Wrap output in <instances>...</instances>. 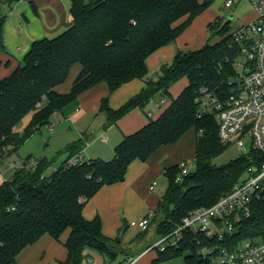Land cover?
I'll use <instances>...</instances> for the list:
<instances>
[{
  "label": "trees",
  "instance_id": "1",
  "mask_svg": "<svg viewBox=\"0 0 264 264\" xmlns=\"http://www.w3.org/2000/svg\"><path fill=\"white\" fill-rule=\"evenodd\" d=\"M16 0H9V2ZM212 0H70V25L51 38L34 39L24 53L22 64L0 78V160L8 147L17 149L40 127L50 123L56 110L74 101L82 92L105 82L109 93L134 79L145 86L118 108L103 96L98 111L109 126L132 109H144L156 94L169 95L170 86L185 77L187 84L155 118L133 133L124 135L113 148L111 159L88 158L77 164L69 159L79 153L85 141L69 144L67 156L45 176L49 165L45 158H34L32 170L16 169L0 184V264H15L18 254L42 236L59 240L68 230L64 242L66 257L60 264H83L90 248L112 260L119 253L112 239L102 232L99 216L86 219L82 210L86 202L104 185L123 181L129 164L146 161L160 147L176 143L188 130L194 129V169L175 182L178 163L164 173L168 183L157 202L155 216L160 214L157 236L164 237L191 210L207 207L229 192L250 164L248 155L215 165L212 159L225 144L218 137L214 113L201 112L197 100L204 93L220 97L230 91L235 80L234 61L238 46L230 27L218 18L208 23L215 41L201 47L178 51L171 62L159 67L156 79L148 76L147 57L158 48L174 41ZM0 15V49L2 22ZM229 23V22H227ZM80 70L71 88L60 93L71 67ZM30 114L22 133L16 131L22 119ZM72 149V150H71ZM256 156L255 153H249ZM27 162V161H26ZM264 238V198L253 203L250 216L242 222L234 240ZM121 240V239H120ZM220 244L215 239L195 237L190 229L182 231L175 246L156 249L150 264H161L183 256L184 264H211L202 259V247ZM89 263V262H88Z\"/></svg>",
  "mask_w": 264,
  "mask_h": 264
},
{
  "label": "built area",
  "instance_id": "2",
  "mask_svg": "<svg viewBox=\"0 0 264 264\" xmlns=\"http://www.w3.org/2000/svg\"><path fill=\"white\" fill-rule=\"evenodd\" d=\"M247 1L253 7L255 17L234 30L230 28L238 46L234 61L235 80L230 91L220 97L204 93L197 100L201 112L214 113L220 142L232 144L239 150L247 147L243 154L248 155L250 164L229 192L210 206L191 210L173 232L160 237L153 246L160 251L175 246L182 231L190 229L195 237L215 239L221 243H212L199 251L201 258L209 259L211 264H264V238L234 240L242 222L250 216L253 203L264 198V0ZM224 4L230 7L233 0H225ZM80 158L79 152L68 163L77 164ZM178 168L180 171L175 182H181L183 176L191 171L186 160L180 161ZM155 185L153 181L150 190ZM154 214L149 210L142 218L130 221V225L144 230Z\"/></svg>",
  "mask_w": 264,
  "mask_h": 264
},
{
  "label": "crops",
  "instance_id": "3",
  "mask_svg": "<svg viewBox=\"0 0 264 264\" xmlns=\"http://www.w3.org/2000/svg\"><path fill=\"white\" fill-rule=\"evenodd\" d=\"M0 4H4L7 7L4 20L2 22V43L4 45V49H0V78H3L9 75L18 65L22 64L23 55L29 49L31 42L34 39H42L45 37L51 38L58 35L70 25L71 17L69 14L70 0H16L12 2H6L2 0L0 1ZM180 35L175 40H177ZM170 43H173V41ZM170 43L158 48L147 57V67L149 66V63L158 64L162 62L161 60H167L166 58H168L170 54H172L174 57L178 47L176 45L172 47L170 46ZM79 70L80 65L78 63L73 65L66 78L68 79L71 74V83L65 87L62 86V83L56 88V90L60 93L68 92ZM135 81L136 79L127 82L121 85L118 89H124L123 91H126L127 88L125 87H129L127 85H133V87H135L137 84H131L136 83ZM142 82L138 85L140 90L145 86L144 81ZM101 84L102 83L100 82V85ZM96 85H94V87ZM139 89L134 92H137ZM181 90L182 89L178 88L176 93L180 92ZM95 91L97 92V90ZM85 92H82L78 96L79 101L82 104H84L85 97L93 93L89 92V94H84ZM101 92L102 95L105 91L103 90ZM127 98L128 97L123 99V101L119 104L110 100L109 105L112 109H116L118 106L124 103ZM99 103L100 101H97V108H99ZM93 109L94 108L89 110ZM163 109L160 110L156 117ZM75 111L77 115H82L85 113V110H83L80 105L75 108ZM148 118V116L142 115L141 109L135 108L115 123L107 126L105 117L103 115L102 126L97 131L99 139L103 141V144H101L103 147L100 145L93 152H89L90 147H94L95 145V143H93L84 151L85 146H87L89 143L88 140H86L85 146L80 151L82 160L88 158H101L104 160L111 159L114 146L121 141L123 136L133 133L141 128L147 123ZM83 136L84 133H81V139ZM165 147L166 146L160 147L146 161H141L139 159L132 161L128 166L123 181L102 186L97 191V193L84 205L82 210L83 216L86 219H92L96 215L99 216L101 219L102 232L104 235L112 239H115L120 235L121 241L128 244L132 243V238H136V235L134 234L135 236L127 237V232L131 230L129 227L130 221L142 218L149 210L155 212L157 202L161 197L154 194L153 190H155V187L157 186L156 176H159L161 172H164V170L169 167L163 166L162 163H160L161 155L156 154L161 151V149H165ZM85 153L88 154L87 157L85 156ZM66 157L67 156H65V158ZM2 159L3 158H1V160ZM2 179L3 176L2 173H0V184ZM153 181L156 182V185L152 190H150L149 186ZM142 232L143 231L140 229L138 232L139 235L142 234ZM55 241L58 240L54 239L50 235L42 236L36 243L24 248L18 254L15 264H52L48 263L47 260L49 259L47 258V255L49 252L55 251ZM156 242L157 241L154 243ZM138 246L140 247V243H138ZM152 250H155V254L149 258L147 257L146 259H143ZM85 253L88 254L89 263L84 261L83 264H92L94 262L95 256L100 254L98 251L90 248L86 249ZM121 254L123 256H128L127 260L129 262L127 264H150V261L156 256V249L150 248V246H148L132 256L127 252ZM100 255L103 258L102 254ZM182 260V263L184 264V259L182 258Z\"/></svg>",
  "mask_w": 264,
  "mask_h": 264
},
{
  "label": "rangeland",
  "instance_id": "4",
  "mask_svg": "<svg viewBox=\"0 0 264 264\" xmlns=\"http://www.w3.org/2000/svg\"><path fill=\"white\" fill-rule=\"evenodd\" d=\"M4 1L9 2V0ZM224 3L225 0H212L210 6L192 21L190 26L184 30L180 37L177 40L173 41V43H170V46L173 47L176 45L178 47L176 53L178 51H189L191 49H196L200 45L206 43L208 39H210V41L212 42L220 38L219 35H215L212 37L208 27V23L212 22L215 18H218L220 20L221 25L227 24L231 29L234 30L240 25L250 22L255 17V11L247 0H233V4L230 7H226ZM6 9V5L0 4V15H5ZM229 14H233L234 18L229 19V23H227L225 21L227 20ZM172 57V54H170V56L166 58L167 60H161V63L171 62L173 59ZM161 63L148 64L149 77H151L152 79H156L158 77L159 67ZM142 81L143 80L141 79H136V83H131L137 84L135 85V87H133V85H127L129 87H125L127 88L126 91H123L124 89H116L112 93H109L107 84L105 82H101V85L99 83V85L97 84L95 87H92L96 89L91 88L86 91L88 93L84 91V94L93 92L92 94L85 97L84 104H82L77 97L74 101L66 104L61 110H56L50 117V123L40 127L17 149H11L12 147H8L3 159L0 162V173H2L3 176L1 183L7 181L10 175L16 169L26 168L28 170H32L34 158L40 157L45 158V160L49 162V165L43 170L44 175L49 176L52 171L60 165L65 156L71 155L70 153H68L69 151L66 152V148L69 144L81 139V133H84L83 140L85 142L86 140H88L89 142L88 145L85 146L84 151L88 146L95 143L94 147H90L89 150V152H93L96 148L103 144V141L99 139L97 133L98 129L102 126L103 121V113H99L96 106L97 101H100L103 96L108 95L109 103L110 100H112L119 104L126 97H128L127 99H129L130 97L135 95L140 90L138 85ZM70 83L71 74L70 77L64 81L62 86H68ZM186 84L187 79L183 77L170 86L169 95H154L145 105L144 109L141 110L142 115L154 119L160 112V110L165 107V105L169 101V97H174L175 95L179 94V92L176 93L178 88L183 89V86H185ZM137 89L139 90L137 92H134ZM95 90H97V92ZM103 90L105 92L101 95V91ZM79 105L83 110H85V113L82 115H77L75 111V108ZM92 108L94 109L89 110ZM29 119L30 114L22 119L20 124L17 126L16 131L21 134L24 126L28 123ZM194 137L195 132L194 129L191 128L176 143L166 146L167 148L165 147V149H161V151L156 153L161 155L160 163H162L163 166H171L173 164L179 163L181 160H186L190 169H194ZM246 149L247 147L239 150L232 144L226 145L223 151L212 159V163L215 165L225 164L243 154ZM85 156L87 157L88 154L85 153ZM79 160H82V158H80ZM156 180L157 186L155 187V190H153V192L157 196H161L167 187L168 180L164 172H161L159 176H156ZM160 219V214L157 213V215L152 219L149 227L142 230L143 232L140 235L138 233L140 229L129 225L131 230L127 232V237L136 235V238H132V243H124L120 240L121 236L119 235L116 238V243H114V248L119 251L117 256H115L114 259L109 260L102 255L104 258L103 261L101 255L97 254L92 264H127L129 262L127 260L128 256H123L121 253L124 254L125 252H127L132 256L148 246L153 247L155 244L154 242L160 239L156 234L157 224ZM67 235L68 230H66L62 234L58 241H55L56 249L55 251H51L48 253V263L60 264V261H63V259L65 258L64 242ZM138 243H140V247L138 246ZM154 254L155 250H152L143 259H146L147 257L149 258ZM182 258L183 256L175 257L170 260L164 261L162 264H183Z\"/></svg>",
  "mask_w": 264,
  "mask_h": 264
},
{
  "label": "water",
  "instance_id": "5",
  "mask_svg": "<svg viewBox=\"0 0 264 264\" xmlns=\"http://www.w3.org/2000/svg\"><path fill=\"white\" fill-rule=\"evenodd\" d=\"M232 17H233V14H229L227 18L231 19Z\"/></svg>",
  "mask_w": 264,
  "mask_h": 264
}]
</instances>
